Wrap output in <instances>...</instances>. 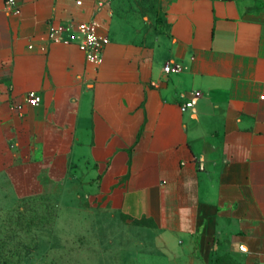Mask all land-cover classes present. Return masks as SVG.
Returning <instances> with one entry per match:
<instances>
[{
  "label": "crops",
  "instance_id": "1",
  "mask_svg": "<svg viewBox=\"0 0 264 264\" xmlns=\"http://www.w3.org/2000/svg\"><path fill=\"white\" fill-rule=\"evenodd\" d=\"M15 1L0 0V207L55 195L58 219L129 237L146 264H264L257 1L167 0L155 42L109 0ZM70 20L109 37L98 63L74 30L41 48Z\"/></svg>",
  "mask_w": 264,
  "mask_h": 264
},
{
  "label": "rangeland",
  "instance_id": "2",
  "mask_svg": "<svg viewBox=\"0 0 264 264\" xmlns=\"http://www.w3.org/2000/svg\"><path fill=\"white\" fill-rule=\"evenodd\" d=\"M167 0H109L122 27L144 41L167 32ZM264 9V0H256ZM57 197L0 207V264H146L148 252L127 236L98 234L73 212L57 217Z\"/></svg>",
  "mask_w": 264,
  "mask_h": 264
},
{
  "label": "built area",
  "instance_id": "3",
  "mask_svg": "<svg viewBox=\"0 0 264 264\" xmlns=\"http://www.w3.org/2000/svg\"><path fill=\"white\" fill-rule=\"evenodd\" d=\"M80 5L82 1H77ZM7 5L10 10H13L17 13L20 12L19 7L16 5L15 0H7ZM76 31L78 35L74 36L76 42L80 45V47L86 52V56L89 61L98 63L103 55V50L107 42L109 41L108 36H103L98 33V25L96 22L90 21H76L70 20L67 22H52L50 25V29L46 33V38L44 42L41 44V48L45 50L46 44L50 42H59L64 41V35L66 32L69 31ZM73 38V37H72ZM33 44H30L32 47ZM180 65H176L175 68L171 67L170 65H166L164 70L166 72L180 70ZM197 95L199 92L196 93ZM26 99L31 104H38L40 102V96L35 92H29L26 96ZM193 101H187L184 108L193 107Z\"/></svg>",
  "mask_w": 264,
  "mask_h": 264
},
{
  "label": "trees",
  "instance_id": "4",
  "mask_svg": "<svg viewBox=\"0 0 264 264\" xmlns=\"http://www.w3.org/2000/svg\"><path fill=\"white\" fill-rule=\"evenodd\" d=\"M56 210H57V204H56Z\"/></svg>",
  "mask_w": 264,
  "mask_h": 264
}]
</instances>
